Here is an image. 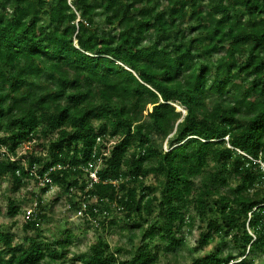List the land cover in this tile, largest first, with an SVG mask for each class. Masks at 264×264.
I'll return each mask as SVG.
<instances>
[{
  "label": "trees",
  "instance_id": "1",
  "mask_svg": "<svg viewBox=\"0 0 264 264\" xmlns=\"http://www.w3.org/2000/svg\"><path fill=\"white\" fill-rule=\"evenodd\" d=\"M106 134L117 141L87 188ZM32 140L26 169L6 157ZM1 147L14 189L35 170L51 179L39 197L57 186L72 208L95 199L98 229L112 212L141 229L127 260L99 238L81 264H157L197 221L196 251L228 248L191 264H264V0H0ZM20 212L11 199L7 214ZM38 238L0 231V264H65L60 241L46 251Z\"/></svg>",
  "mask_w": 264,
  "mask_h": 264
},
{
  "label": "rangeland",
  "instance_id": "2",
  "mask_svg": "<svg viewBox=\"0 0 264 264\" xmlns=\"http://www.w3.org/2000/svg\"><path fill=\"white\" fill-rule=\"evenodd\" d=\"M178 112L185 113V110L179 104L173 105ZM41 139V138H40ZM39 139V140H40ZM163 149H168L166 142L163 143ZM19 155H24V151L18 150ZM36 155V154H35ZM25 157V156H24ZM156 179L150 175L145 184L149 185L155 183ZM33 180L25 182L19 189L11 187L10 181L7 177L0 179V231L7 232L14 238V243H24L25 238L28 236H38L45 245V250L48 251L50 245L53 242L60 241L57 246L60 252L65 253V264H81L80 257L82 255H89L90 246L97 242L100 238L104 243L108 245V250L114 252L115 249H120L117 253V259L120 261L130 258L135 250L141 245V239L139 232L141 229L129 230L125 227V223L122 221L120 213L112 212L108 221L111 224H106L104 230L94 229L91 220L76 219L71 209H67L69 200L64 194H61L57 186H53L52 189L40 196L42 202L41 206H47L44 212L45 219L41 221L40 233H36L33 230L25 232L22 228L24 224L23 210L33 200L32 194L37 193ZM40 194V191L39 193ZM13 199L16 204L21 206V212L16 216H9L7 214L8 202ZM191 215H195V211L190 212ZM200 222H196L194 227H187L184 231V242L177 247L174 251L167 253L159 252L157 264H191L193 259L202 258L206 254H210L212 250L223 251L227 253L228 246L225 242L215 238L214 241L203 251H196V240L201 227ZM61 230L68 231L70 238L62 237ZM136 235V238L132 242L128 241L129 235ZM149 242V240H146ZM151 245L164 247L165 242L163 240L154 239L151 241ZM233 261L232 263H235ZM45 264V262H44ZM254 264H261V259L256 258Z\"/></svg>",
  "mask_w": 264,
  "mask_h": 264
},
{
  "label": "built area",
  "instance_id": "3",
  "mask_svg": "<svg viewBox=\"0 0 264 264\" xmlns=\"http://www.w3.org/2000/svg\"><path fill=\"white\" fill-rule=\"evenodd\" d=\"M116 139L111 138L109 134L103 135V136H97L96 138V143L98 145H102L101 148V155H95V151H93V155H91V159L86 163V165L84 166L83 170L86 174V181L88 182V186L87 188H90L93 184L97 183L98 180V171L101 169V167L104 164V158L109 157V154L111 152V150L113 149V146L116 143ZM35 141H29L26 143H23L16 151V155L13 156L12 154H7L6 157H9V159L11 161H16V160H20L22 161L25 169L27 168V162L25 161V157H27V154L33 149V143ZM24 151V155H20V157L17 159V155H19L18 150ZM6 149L5 147H1L0 148V153H5ZM25 156V157H24ZM61 167L58 165L57 169H60ZM54 168H52L51 170H53ZM19 173L17 172V175ZM31 175H33L34 178H32L31 180L34 181L35 184V188L37 189V193H34L36 195V197L33 198V200L28 204V206L23 210V220L24 221H31V222H36V223H41L42 218L40 217V211H39V191L50 185L51 184V179L47 177V175H43L38 176L35 173V170H31ZM52 185L50 186V190L52 189ZM49 190V191H50ZM48 191V192H49ZM47 192V193H48ZM46 194V193H45ZM107 200H105L106 202ZM43 201H41L42 204ZM74 202L77 203L76 208H72L71 204L69 203V205L67 206V209H71L74 213V216L76 219H86L87 220H91V223L93 224L94 228H97L98 223L96 222L95 219H93L92 216H90L87 212L88 207L91 204H95V199H89V200H85L84 197H82L80 199V197H75L74 198ZM117 212L121 211L120 207H115ZM93 213L98 214V211L96 208H93L92 210ZM103 216H107V212L103 211L102 212ZM109 217V216H108ZM107 217V218H108Z\"/></svg>",
  "mask_w": 264,
  "mask_h": 264
}]
</instances>
